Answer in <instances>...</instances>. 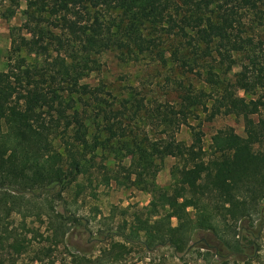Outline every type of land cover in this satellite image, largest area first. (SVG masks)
<instances>
[{
	"label": "trees",
	"instance_id": "16d2710c",
	"mask_svg": "<svg viewBox=\"0 0 264 264\" xmlns=\"http://www.w3.org/2000/svg\"><path fill=\"white\" fill-rule=\"evenodd\" d=\"M1 1L9 3L10 18L22 0ZM23 1L29 36L13 37L10 53L18 56L0 72V249L26 251L11 222L19 216L27 229V219L41 220L40 192L55 187L63 192L74 185L80 194L88 186L79 178L92 185L97 172L104 185L114 182L150 195L149 205L134 210L129 227L121 232L125 243L148 251L168 245L185 254L194 236L204 233L214 241L204 242L202 249L213 252L220 264L229 257L255 259L254 221L258 216L264 221V0ZM102 11L116 15L105 17ZM214 48L221 61L237 54L247 63L232 79H216L211 73L207 96L178 83V108L165 103L151 110L138 100L113 108L100 87L81 84L97 70L95 57L112 49L131 58L146 53L163 65L170 60L178 72L187 73L194 71L190 57H209ZM21 52L34 57L33 62L19 56ZM239 91L259 94L247 99ZM78 104L98 108L101 121L93 136ZM196 109L208 121L241 118L244 136L232 127L217 130L210 147L218 156L205 160L200 130L190 128V144L175 138L181 126L190 127L188 119ZM139 119L155 121L162 132L154 138L144 130L139 133ZM98 150L116 160L129 154L130 163L109 169L95 161ZM168 157L179 166L171 171L172 186L163 189L155 180ZM70 219L75 220L61 214L53 220L55 243L63 239ZM247 237L251 246L243 241ZM127 251L121 242H113L92 261L114 262ZM85 259L77 258V264Z\"/></svg>",
	"mask_w": 264,
	"mask_h": 264
},
{
	"label": "rangeland",
	"instance_id": "374dc122",
	"mask_svg": "<svg viewBox=\"0 0 264 264\" xmlns=\"http://www.w3.org/2000/svg\"><path fill=\"white\" fill-rule=\"evenodd\" d=\"M25 8V1H20L13 16L7 18L10 5L0 0V72L6 71L10 58L13 60L18 56L10 53L13 37L29 36L22 14ZM102 14L105 17L110 14L116 15L105 11H102ZM262 54L264 55V42ZM19 56H24L28 63H32L34 59V57L26 56L24 52H21ZM231 56V61H221L214 48L209 57H190L188 62L194 71L182 73L175 69L176 67L170 60L163 65L146 53L131 58L112 49L95 57L98 62L97 70L82 79L81 84L100 87L103 90L101 96L107 99L113 108H118L124 100L129 102L138 100L150 109L155 104L165 103L178 108L180 103L178 83H182V88L190 90L193 94L203 92L207 96L211 92L207 84V78L211 73L215 74L216 79H223L224 75L227 79H232L242 70L243 64L247 63L241 59L240 55L231 54ZM166 57L169 59L168 54ZM257 94H259L258 91L249 95H245L242 91L238 92L239 97L247 99L255 98ZM204 99L207 100L208 105L211 104L210 98L205 97ZM78 109L86 112L85 123L88 134L93 136L96 132L95 124L101 121V116L97 117L98 108L95 105L81 106L78 104ZM199 110H194L189 117L190 127L181 126L175 138L190 144L192 138L190 128L200 130L205 160L218 156L210 147L211 137L217 130L232 127L238 135L244 136L241 118L219 116L208 121L207 114ZM136 127L139 133L144 130L153 138L162 132L161 128L156 127L155 121L151 119L149 121L137 120ZM53 143L62 152L60 142L55 139ZM119 157H121V162H118L120 159L116 160L112 153L98 150L95 152L94 159L109 169L115 167L117 163H122L125 167L129 165V154L124 153ZM176 166H179V163L171 157L163 160L155 180L159 187L169 189L172 186L171 171ZM101 179V174L95 172L93 183L89 185L85 178L80 177L79 182L88 186L80 194L77 193V187L74 185L69 186L63 192H59L57 187L51 191L40 192L37 202L42 214L41 220L36 217L27 219V229L22 228V220L19 216L13 217L11 222V228L18 239L25 240L26 251L18 254L8 246H4L0 249V264H77L79 257L86 259L78 264H97L92 260H95L100 251L113 242H121L128 251L118 260L105 264H220L211 255L213 252L208 254L202 249L204 242L213 244L214 240L209 234L195 235L191 249L185 254H177L168 245L158 246L148 251L140 244L125 243L121 232L129 227L134 210L149 205L150 195L134 187L121 188L114 182L104 185ZM61 214L75 220L67 221L63 239L58 238L55 243L50 231L51 224L55 217ZM172 224H175L174 220ZM254 225L258 231L255 259L236 261L234 257H229L226 264H264V221L262 217L255 218ZM243 241L247 246H251V238L247 237Z\"/></svg>",
	"mask_w": 264,
	"mask_h": 264
}]
</instances>
